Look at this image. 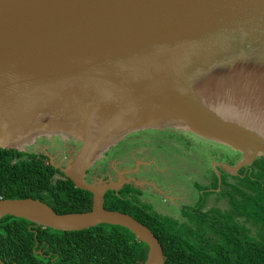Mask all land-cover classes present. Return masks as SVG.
<instances>
[{"label": "water", "instance_id": "obj_1", "mask_svg": "<svg viewBox=\"0 0 264 264\" xmlns=\"http://www.w3.org/2000/svg\"><path fill=\"white\" fill-rule=\"evenodd\" d=\"M262 40L264 0H0V148L23 152L27 140H20L36 122L21 113L37 107L36 117L50 105L45 103L84 90L102 95L109 104L118 102L114 109L104 107L101 117L91 108L88 116L97 129L102 120L118 132L168 120L197 136L231 142L223 144L239 150L242 158L226 170L237 172L264 156V140L251 130L221 135L208 128L215 124L210 113H218L221 106L219 113H230L227 104L247 98L254 113L264 114V81H257L264 79L258 72L264 65L255 64V70L246 62L241 68L231 65L209 75H219L214 82L192 77L191 67L212 52L235 51ZM232 69L247 71L250 80L232 78L226 73ZM210 102L216 110L207 108ZM232 121L219 125L238 127ZM249 124L264 135L263 128ZM248 142L256 144L255 151ZM90 149L84 140L82 151L65 169L55 168L77 188L92 193L91 212L58 215L39 200L0 199V219L20 217L65 232L101 224L122 226L148 245L144 264H165L163 247L148 227L129 214L105 210L106 193L120 191L124 183L99 188L84 178L89 164L82 160Z\"/></svg>", "mask_w": 264, "mask_h": 264}, {"label": "trees", "instance_id": "obj_2", "mask_svg": "<svg viewBox=\"0 0 264 264\" xmlns=\"http://www.w3.org/2000/svg\"><path fill=\"white\" fill-rule=\"evenodd\" d=\"M238 174L239 183L231 184L230 175L226 180L239 188L228 191L226 209H206L209 201L202 197L182 222L155 212L131 185L109 190L104 208L148 227L163 247L165 264H264V156ZM0 199L39 200L58 215L91 212L94 202L92 193L77 188L45 155L2 148ZM148 253L146 243L118 225L65 232L20 217L0 219L3 264H144Z\"/></svg>", "mask_w": 264, "mask_h": 264}, {"label": "rangeland", "instance_id": "obj_3", "mask_svg": "<svg viewBox=\"0 0 264 264\" xmlns=\"http://www.w3.org/2000/svg\"><path fill=\"white\" fill-rule=\"evenodd\" d=\"M263 44L264 40L261 43L251 41L235 51L228 49L225 53L212 52L208 55L209 57L199 58V61L191 67L192 77L200 81L214 82L213 78L219 75L212 77L209 75L219 74L222 69L231 65L241 68L242 62H246L255 70L257 68L254 67L255 64L264 65ZM259 57L262 61L257 62ZM259 70L260 75L264 74L263 67H259ZM237 73L238 77L235 79L239 81L245 80L248 75L247 71L239 70ZM157 76H162V69L157 72ZM247 79L250 80L249 77ZM262 80L264 81L259 77L257 81ZM249 85L251 86V82ZM241 100L227 104L230 113H219L225 106L218 107V113L211 112L210 118L215 124L208 128L221 135L251 130L259 135L258 138L264 140V135L249 124L252 123L255 127L264 129V114L259 115L261 110L254 113L252 107L245 101L247 98L242 100V103H240ZM48 104H51L50 107L35 117L36 124L32 125L30 132L37 131L36 134L32 138L30 136V139H23L27 140L21 145L23 152L45 155L52 165L65 169L82 151L84 140H88L89 149H91L89 155L85 154L82 160L83 165L89 164L84 178L89 179L90 183L99 188H105L108 185L117 187L127 181L134 188L144 192L143 198H140L141 201L149 204L155 212L177 218L180 222L184 220V216L185 219L190 217L188 210L200 201V198L204 197L207 202L209 201L206 209L214 206L226 209L228 191L236 192L239 189L227 186L226 180L231 174L228 181L231 184L239 183L238 171L241 168L237 172L229 170L228 174L224 168L222 172L220 165H229L231 169H234L239 158H242V154L232 146L223 144L227 141L221 140L222 138L212 136L223 142L220 144L218 141L197 136L191 130L170 123L168 120H163L164 123L157 126L137 124L133 129L120 128V132L116 130L117 127L113 129L114 124L110 121L102 120L100 125L98 123L99 129H97L94 127L97 122L93 125L91 121L93 118L88 116L91 108L102 113L99 116L101 117L106 114L104 107L114 109L118 102L113 101L109 104L108 99L102 95L84 90L74 95H64L57 98L56 102L51 100L44 105ZM251 104L254 105V103ZM261 109L264 112V104ZM226 120H235L232 122L238 124L239 128L233 125L229 127L219 125ZM263 129L262 133H264ZM108 137L109 139H106ZM109 143L112 144L108 145ZM247 145L255 151V143L248 142ZM219 155L222 156L219 157ZM89 170L93 173L87 176ZM81 171L82 169L79 170ZM237 198L242 199L238 195ZM220 199L221 201H218Z\"/></svg>", "mask_w": 264, "mask_h": 264}, {"label": "bare ground", "instance_id": "obj_4", "mask_svg": "<svg viewBox=\"0 0 264 264\" xmlns=\"http://www.w3.org/2000/svg\"><path fill=\"white\" fill-rule=\"evenodd\" d=\"M237 71H239V70H237ZM237 71H233V69L231 70V71H227V73L228 74H230L231 76H233L234 78H237L238 77V73H237ZM51 105V104H50ZM50 105L47 107V109L50 107ZM37 107H35V108H31V111H27V112H24V113H21L20 114V116H25L26 114V116H29V115H31V117L32 118H35V109H36ZM209 110H216L215 108H213V106H212V104L210 103L209 105H208V107H207ZM217 110H218V112H219V108L217 107ZM223 110L224 109H221V111L220 112H223ZM37 113V112H36ZM35 122H36V120H34V123L31 121V124L33 123V124H35ZM23 132L25 131V130H22ZM16 135H19V136H21L22 134H19V133H15ZM30 135H31V132L28 130V131H26L25 132V134L23 135V139H26V138H29L30 137ZM17 139H19V138H17ZM23 139H21V140H23ZM21 140H20V142H21ZM15 144H17V143H15Z\"/></svg>", "mask_w": 264, "mask_h": 264}, {"label": "flooded vegetation", "instance_id": "obj_5", "mask_svg": "<svg viewBox=\"0 0 264 264\" xmlns=\"http://www.w3.org/2000/svg\"><path fill=\"white\" fill-rule=\"evenodd\" d=\"M119 145V144H118ZM121 145H123V144H120L119 146H121ZM118 146V147H119ZM125 146V145H124ZM222 156V155H221ZM220 155H219V157H221ZM47 157V156H46ZM108 157V156H107ZM47 159H48V161H49V158L47 157ZM240 159V158H239ZM148 169V168H147ZM223 172V171H222ZM93 172L91 171V170H89L88 172H87V176H89L90 174H92ZM105 173V172H104ZM89 180V179H88ZM86 181H87V179H86ZM87 182H90V180L89 181H87ZM125 183L123 184V187L124 186H126V185H131L130 183H128L127 181H124ZM168 182V181H167ZM132 186V185H131ZM122 187V188H123ZM134 188V187H133ZM142 193H144L143 191H142ZM107 194V193H106ZM143 198V196H141V199ZM105 202V201H104ZM177 219V218H176Z\"/></svg>", "mask_w": 264, "mask_h": 264}, {"label": "crops", "instance_id": "obj_6", "mask_svg": "<svg viewBox=\"0 0 264 264\" xmlns=\"http://www.w3.org/2000/svg\"><path fill=\"white\" fill-rule=\"evenodd\" d=\"M220 167L222 168V171H223V168L225 169V172L226 173H228L229 174V171H227L226 169H228V167H227V165H220ZM231 175V174H230ZM156 187H154V189H155ZM155 190H157V189H155Z\"/></svg>", "mask_w": 264, "mask_h": 264}]
</instances>
